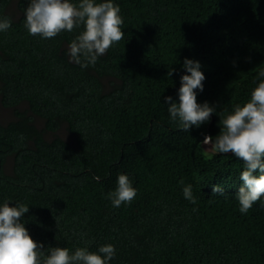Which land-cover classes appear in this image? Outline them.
I'll list each match as a JSON object with an SVG mask.
<instances>
[{"label":"trees","instance_id":"trees-1","mask_svg":"<svg viewBox=\"0 0 264 264\" xmlns=\"http://www.w3.org/2000/svg\"><path fill=\"white\" fill-rule=\"evenodd\" d=\"M113 3L124 39L81 68L68 46L82 29L30 35L28 0H0L11 20L0 32V206H28L22 222L44 248L113 245L110 264H264V198L242 214L243 162L202 144L259 83L264 0ZM186 58L205 76L197 102L217 108L187 132L165 102L179 103ZM120 174L137 196L115 208L107 197Z\"/></svg>","mask_w":264,"mask_h":264},{"label":"clouds","instance_id":"clouds-1","mask_svg":"<svg viewBox=\"0 0 264 264\" xmlns=\"http://www.w3.org/2000/svg\"><path fill=\"white\" fill-rule=\"evenodd\" d=\"M120 7L113 0H28L24 26L30 35L51 39L61 32L82 29L68 46L70 61L81 68L94 66L116 43L124 39ZM11 27V20L0 19V32ZM187 73L180 78L179 103L171 96L165 97L167 111L172 122H178L180 130L187 132L192 126L199 128L216 114V106L197 102V91H203L205 76L198 61L185 59ZM174 68L168 71L171 77ZM264 70L259 71V83L243 105L236 104L231 113L220 118V132L205 136L202 141L213 155L231 154L243 162L240 173L241 186L236 193L239 211L246 214L255 203L264 198ZM99 181L100 177H94ZM184 183L183 180L180 181ZM214 194H224L220 185L212 188ZM137 196V189L126 174L117 178V187L108 193L112 206L130 204ZM183 196L192 204L197 203L192 185L183 188ZM197 209H193L196 211ZM29 207L24 204L0 206V264H110L116 250L111 244L100 246L98 251L87 247L71 252L67 247L44 248L32 239L22 222Z\"/></svg>","mask_w":264,"mask_h":264},{"label":"rangeland","instance_id":"rangeland-1","mask_svg":"<svg viewBox=\"0 0 264 264\" xmlns=\"http://www.w3.org/2000/svg\"><path fill=\"white\" fill-rule=\"evenodd\" d=\"M7 114V111L5 110H0V117L4 116ZM208 147V146H207Z\"/></svg>","mask_w":264,"mask_h":264}]
</instances>
